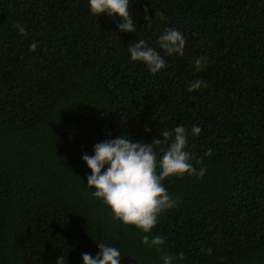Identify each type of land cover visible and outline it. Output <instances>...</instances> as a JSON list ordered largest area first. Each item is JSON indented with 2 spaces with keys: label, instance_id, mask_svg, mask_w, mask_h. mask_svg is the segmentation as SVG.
I'll list each match as a JSON object with an SVG mask.
<instances>
[{
  "label": "trees",
  "instance_id": "trees-1",
  "mask_svg": "<svg viewBox=\"0 0 264 264\" xmlns=\"http://www.w3.org/2000/svg\"><path fill=\"white\" fill-rule=\"evenodd\" d=\"M129 6L135 33L93 16L88 0H0V264H83L101 242L120 250V264L181 252L179 264H264V0ZM166 29L183 34V56L158 46ZM141 39L165 59L155 75L131 60ZM194 80L207 86L189 92ZM179 125L205 175L164 181L177 203L150 233L114 219L87 188L82 156L121 135L150 144ZM144 235L165 244L157 251Z\"/></svg>",
  "mask_w": 264,
  "mask_h": 264
},
{
  "label": "clouds",
  "instance_id": "clouds-1",
  "mask_svg": "<svg viewBox=\"0 0 264 264\" xmlns=\"http://www.w3.org/2000/svg\"><path fill=\"white\" fill-rule=\"evenodd\" d=\"M88 4L93 16L107 14L110 18H119L122 23L117 27L121 32L137 31L129 11V0H88ZM155 16H159L161 20L166 18L162 12L155 13ZM144 19L151 21L147 9ZM14 27L21 36L27 35L25 27L19 22ZM157 43L167 56L184 55L186 40L179 30L166 29L164 34L159 36ZM37 47L38 45L33 42L29 46V51L35 52ZM128 52L132 61L143 62L153 75L167 66L163 56L149 47L143 39L131 44ZM207 60L206 56L196 59L195 70L203 71L207 66ZM206 86L204 81L194 80L189 83L187 90L194 92ZM201 131L200 127L194 125L191 134L198 136ZM187 136V129L179 125L172 131H163L160 133L161 139H154L150 144L133 143L127 135L97 143L94 145L92 156L87 154L82 156L83 162L91 171V175L87 177V188L95 190L92 192L93 196L111 210L114 219L124 225L134 226L143 233H150L156 227L158 217L175 207L177 203L168 194L164 181L169 177H182L185 174L202 178L206 173V169L197 170L192 163L195 157L186 150ZM160 145L167 147L160 148L163 155L158 160L154 149ZM206 155L211 156V150ZM196 163L200 161L197 160ZM142 243L160 251L165 240L159 235L154 238L144 235ZM97 247L99 251L95 258L88 253L82 254L83 264H120L121 253L117 247L103 242L97 244ZM207 252L211 255V249ZM160 259L163 264H179L185 256L183 252L175 258L165 253ZM57 264H65L63 256L58 258Z\"/></svg>",
  "mask_w": 264,
  "mask_h": 264
}]
</instances>
